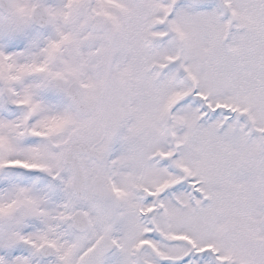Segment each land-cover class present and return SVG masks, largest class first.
Returning <instances> with one entry per match:
<instances>
[{"label": "snow or ice", "instance_id": "obj_1", "mask_svg": "<svg viewBox=\"0 0 264 264\" xmlns=\"http://www.w3.org/2000/svg\"><path fill=\"white\" fill-rule=\"evenodd\" d=\"M0 264H264V0H0Z\"/></svg>", "mask_w": 264, "mask_h": 264}]
</instances>
